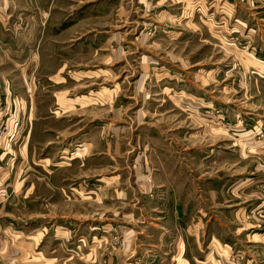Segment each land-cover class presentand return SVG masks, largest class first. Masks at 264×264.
Wrapping results in <instances>:
<instances>
[{"label":"rangeland","instance_id":"obj_1","mask_svg":"<svg viewBox=\"0 0 264 264\" xmlns=\"http://www.w3.org/2000/svg\"><path fill=\"white\" fill-rule=\"evenodd\" d=\"M236 2L244 11L261 7L264 13V0L64 1L70 13L68 24L76 22L84 32L73 36L68 50L62 51L56 42L52 67L41 58L34 69L30 100L35 119L31 118L25 162L18 164L16 184L5 193L9 204L0 227V264H146L135 250L126 258L130 254L126 234H132L126 228L131 226L126 202L133 198L134 219L140 222L132 228L138 230L146 218L142 200L146 204L152 199L137 190L138 175H145L153 185L182 181L202 189L200 198L191 201V213L197 214L195 210L204 203L213 205L206 229L243 252H229L223 260L214 252V264H245L246 260L264 264V243L257 244L259 250L253 249L254 244L247 241L251 229L237 243L236 221L227 219L221 205L205 194L212 190L213 199L220 202L227 193L221 187L226 179L227 186L239 179L250 182L245 188L252 189L264 171V155L257 154L259 143H255L264 139V115H260L264 93L253 92L248 79L264 78V67L256 63L259 56L250 52L251 38L240 37L230 26L231 13L239 10ZM261 18L259 22L264 23ZM27 51H22L26 60L31 56ZM161 78L168 80L170 90L165 92L171 95L179 94V88L190 90L189 86L196 91L207 88L202 91L208 97L199 100L198 111L209 115L211 134L204 135L196 123L189 124V104L182 102L197 100L188 91L182 93L180 129L176 127L173 98L157 95ZM146 89L150 98L143 100L141 91ZM218 102L227 111L224 115L215 105ZM148 108L154 113L159 108L161 115H150L153 110ZM9 117V110L0 104V129L5 133L0 140L10 139ZM28 125L25 122L23 130L15 132L25 135ZM112 127H116L114 133ZM242 127L249 132L240 135ZM250 136L256 140L246 144L242 139ZM174 144H180V160ZM178 161L182 171L189 169L179 182L173 181ZM18 191L19 197L12 196ZM260 204L264 209V196ZM218 218L229 228L217 225ZM131 236L142 241L138 233ZM189 242L187 247H193ZM95 251L101 258L94 259ZM195 253L199 254L197 249ZM109 254L111 262L105 257Z\"/></svg>","mask_w":264,"mask_h":264},{"label":"crops","instance_id":"obj_2","mask_svg":"<svg viewBox=\"0 0 264 264\" xmlns=\"http://www.w3.org/2000/svg\"><path fill=\"white\" fill-rule=\"evenodd\" d=\"M64 1L68 0H0V104L9 110L10 117L8 127L12 130V133L9 135L10 139L6 138L0 140V227L1 222H3L2 215H6L3 213L7 207L6 205L9 204L7 203L9 202L7 200L9 195L6 194L7 197L5 193L8 192V187L12 186L16 179H18V170L20 169L21 163L23 164L25 162L26 151L29 144L28 138L33 129L31 118L35 119L32 117L34 105H32L33 101L30 100V98L32 97V91L35 90V86H32V82L36 79L34 76V69L37 68L38 62H41V60H39L41 58H43L42 60L45 66L52 67V51L54 47L58 45L56 42L61 44L62 51L68 50L67 47L70 40H73V36L84 32V27H80L82 28L80 31L79 26L75 24L76 22L68 24L67 21L70 17V13L68 12V8L62 5ZM79 1L83 0H78V2ZM223 1L228 2L230 0ZM242 1L248 3L251 0ZM252 1L255 2V0ZM239 4L236 2L238 9L241 10L240 8H242L243 12L242 10H238L235 14L231 13L232 20L230 26L240 37L251 38L250 46L252 50L250 52L259 56L258 60L256 59V63H258L260 67H264V23L259 22L263 20L261 17L264 16V13L261 7L258 10L244 11V6ZM253 8H256V6H253ZM220 19L222 22L223 16H221ZM220 28H222V25H220ZM77 29H79V32L76 31ZM27 37H29V39L25 41ZM22 39H24V41H22ZM22 43H24L25 46L28 45V49L22 46ZM24 50H28L27 52H29V54L31 53L28 60H26L27 57L25 59L22 58V51ZM258 73H260L259 70ZM221 79L223 80V78ZM248 79L252 80L253 87H255L256 91L254 90L253 92L258 94L264 93V78ZM193 81L194 78L193 80H189L191 83ZM211 81H213V79ZM148 82L149 79L146 80L147 85H149ZM159 82H161L162 85L157 95H162V97H164L165 94H167V97L173 98L174 107L172 110V120L173 123H179L176 127L180 129L181 110H183L181 106L182 93L188 91L187 94L190 96L193 95L197 100L193 104L191 102H182L184 106L189 104V107L186 109L190 117L189 124L192 122L196 123L198 124L197 127H202V131L205 132L204 135L211 134L212 129L208 124L209 115L204 114L205 110H201L202 112L198 111L202 106L199 100L203 97H208V94H204L202 91H206L207 88L204 86L203 88H199L201 90L196 91V89L193 87L190 88L189 86L190 90H186L187 88H179V94L175 95L173 93L171 95L169 94L170 92H165L166 89H169L167 87L168 80L161 78ZM142 83H144V80ZM223 89L224 88H221V93ZM141 97L143 100L148 97L150 98L149 90L146 89L145 91H141ZM215 105L220 109L219 111L222 112V115L227 112L226 109L223 108L222 102L215 103ZM205 106L207 107V105H204V107ZM150 110H153L150 112V115H161L157 113L159 108L155 109L156 113H154V109ZM164 112L165 109H163L162 115ZM20 115L22 116L21 118L19 117ZM202 115H204V117ZM260 115L263 116L264 113ZM143 119L146 120V118ZM194 120L196 121L194 122ZM163 121L164 119H162V122ZM259 121H261V119ZM25 122L29 123L25 135L22 136L19 133L17 134L15 131L18 129L23 130ZM246 128L247 127H242L239 129L241 131L240 135L246 134ZM221 130L225 131L223 128H221ZM110 131L114 133L116 127L110 128ZM239 133L240 132L237 134ZM254 135L256 136V134ZM255 136L245 137V139L242 140L248 141L246 144H250V141L256 140ZM31 139L30 137V140ZM255 143H259L256 145V147L259 148L257 154L264 155V139L256 140ZM251 144L253 143L251 142ZM178 146H180V144H178ZM178 146L174 144V147L177 148L175 151L178 152L176 157L180 160V153H182V150ZM19 163L20 166L18 165ZM177 164H179V171L173 172V181L177 179L179 182L182 176V179H184V175H187L189 169L186 173V170L182 171L181 161H178ZM164 174L166 175V173ZM145 177V175H138V179L141 180V183L139 185L140 189L137 190L142 196H149L152 197V199L147 200L146 204H144V200H142L141 210L146 212V214L143 213L146 215V218H143V220L141 219V221H143V226L138 230L132 228L134 222H140V219H134L133 198H130L129 202H126V205L130 209L126 214V220L129 219L130 222L128 223L131 224V226L129 225L126 228L132 232V234L126 232V235H130L126 236V245L130 248V254H128L126 258L131 254L133 255L132 252L135 250L137 252L136 255L139 256L138 258H141L142 261L146 260V264H165V262L167 264H190L191 262L197 263L199 259H201L199 261L200 264H214V252L221 260L227 258L233 251L242 252L238 247L233 250L232 246L228 245L230 242H224L222 237L215 236L210 232L209 228L208 230L206 229V223L210 219L208 215L214 209L213 205L204 203L202 209L197 208L195 210L197 214L191 213V201L194 203L196 202L197 196L200 198L202 195L200 193V191H202L201 188H198L200 191H197L192 185H182V181L179 183L174 181L172 185H169L170 183L168 182L161 184L160 181L159 184L153 185L155 183L149 184ZM164 179L167 180L166 177H164ZM227 180L228 179L221 184V187H224L227 193L226 195H222L224 193L221 192L222 197H220V202L213 199L212 190H208V192L205 191V194L207 197L209 196L212 202L214 200L221 205L219 209L224 216L226 215L227 219H229V216L232 220L236 221L237 232L235 234V240L237 243L239 242V236L243 239L246 235L245 231L251 229L250 238L248 237L247 241H251L254 244V249L259 246L257 244L264 243V209L260 204V198L264 196V171L260 173L252 189H246L245 185L248 182H240L239 179L237 182H232L227 186ZM28 189V195H30L32 192L31 186ZM12 192H14V190ZM20 194L21 192L18 191L12 196L19 197ZM95 194L96 192H94V195ZM124 194L126 196V192H124ZM112 195L116 197V189L113 190ZM92 199L94 200L96 197L94 196ZM215 222L217 225L222 224L221 227L229 228V223L226 221L223 223L221 219L218 218V220L215 219ZM135 233L142 235V241L133 240L131 235H135ZM188 238L191 239L188 240ZM253 238L258 240H253ZM187 240L190 241L189 243L194 244V246L192 247L190 245L191 247H187ZM216 245H218V247ZM193 248H195V250H193L194 252L192 251ZM196 249L199 253L198 255L195 253ZM255 249L256 251L259 250L258 248ZM256 251H254V255L257 257L258 253ZM262 254L264 256V252ZM93 257L94 259L101 258V253L95 251ZM105 257L108 262H111V254L105 255ZM245 264H250L249 260H246Z\"/></svg>","mask_w":264,"mask_h":264},{"label":"built area","instance_id":"obj_3","mask_svg":"<svg viewBox=\"0 0 264 264\" xmlns=\"http://www.w3.org/2000/svg\"><path fill=\"white\" fill-rule=\"evenodd\" d=\"M1 134H2V135H1ZM4 136H5V133H4V132H2V131H1V129H0V138H1V137H3V138H4ZM3 138H2V139H3Z\"/></svg>","mask_w":264,"mask_h":264}]
</instances>
